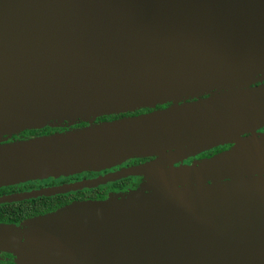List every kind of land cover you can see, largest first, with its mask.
<instances>
[{
  "label": "water",
  "instance_id": "1",
  "mask_svg": "<svg viewBox=\"0 0 264 264\" xmlns=\"http://www.w3.org/2000/svg\"><path fill=\"white\" fill-rule=\"evenodd\" d=\"M258 79L264 0H0V188L157 157L0 196L13 203L144 178L136 191L0 224V253L15 264H264V85L249 89ZM226 143L235 146L173 167Z\"/></svg>",
  "mask_w": 264,
  "mask_h": 264
},
{
  "label": "flooded vegetation",
  "instance_id": "2",
  "mask_svg": "<svg viewBox=\"0 0 264 264\" xmlns=\"http://www.w3.org/2000/svg\"><path fill=\"white\" fill-rule=\"evenodd\" d=\"M264 85V79H258L256 80L254 83H251L249 86V89H257L261 86ZM209 95H205L203 96L208 97ZM187 102H193V100H189ZM173 104L172 103H167L166 105H161V106H157L154 109H142L133 113H126V114H120V115H113V116H109L104 120H101V118L97 119V121L95 123H101V122H110V121H114V120H119V119H123V118H127V117H134V116H138L141 114H147L150 112H154V111H161L164 110L166 108H170L172 107ZM253 113V112H252ZM82 124V125H81ZM81 124H77L74 128H81L86 126L87 124L81 123ZM45 129H52V128H45ZM42 129V130H45ZM67 129H70L69 127L67 128H60L61 132L66 131ZM59 131V132H60ZM57 131H52L51 134L55 133ZM256 132L258 134H264V126L259 127ZM21 133L19 134V136H15L13 138V140H21L19 139L21 136ZM49 135V134H48ZM43 136V135H41ZM250 134H245L244 137H249ZM33 137H38V136H31L30 138ZM29 139V138H28ZM235 146L234 143H226L224 145H219V146H215L212 147L211 149H208L202 153H199L193 157H189L187 159H184L182 161H179L177 163H175V167L176 168H180V167H190L193 166L195 164L201 163L205 160H210L213 159L225 152L230 151L233 147ZM157 157H142V158H134V159H129L127 161H125L123 164L112 168V169H108L105 171H101V172H84L81 174H77V175H73V176H68V177H60L59 179H54V178H49L48 180H37V181H30V182H26V183H22L19 185H15V186H20L23 184H30V185H34L35 188H32L31 190H39L41 188H45V187H52V186H59V185H64V184H69V183H74V182H78V181H82V180H87V179H93V178H97L99 176H103L106 174H110V173H114L117 171H121L123 169H128V168H133V167H137L139 165L151 162L153 160H155ZM75 178V179H73ZM130 178V181L128 182V185L125 186V188L123 190L120 191H115V192H108L107 197L105 199L108 198V196L110 194H123V193H127L133 190H137L139 187H141V185L144 182V178L137 176V177H127ZM126 179V178H124ZM123 180V179H121ZM110 184V183H109ZM10 187V186H8ZM134 187H138L137 189H133ZM4 188V187H3ZM28 190V191H31ZM19 193V192H18ZM104 200V199H103ZM0 264H15V257L10 254V253H5L2 252L0 253Z\"/></svg>",
  "mask_w": 264,
  "mask_h": 264
},
{
  "label": "trees",
  "instance_id": "3",
  "mask_svg": "<svg viewBox=\"0 0 264 264\" xmlns=\"http://www.w3.org/2000/svg\"><path fill=\"white\" fill-rule=\"evenodd\" d=\"M106 118L107 117H102L101 120H104ZM51 133L52 131L50 129L25 131L21 133V137L19 139L25 140L30 138L31 136L48 135ZM129 181L130 178H126L93 189H84L50 197H38L19 202L0 204V224L3 223L19 225L27 219L53 212L61 207L71 204L74 201L103 200L107 197L108 192L123 190L125 186L128 185ZM32 188L35 187L34 185L30 184L4 187L0 188V196L18 192H25L31 190ZM134 188L137 189L138 187ZM138 189H140V187Z\"/></svg>",
  "mask_w": 264,
  "mask_h": 264
},
{
  "label": "rangeland",
  "instance_id": "4",
  "mask_svg": "<svg viewBox=\"0 0 264 264\" xmlns=\"http://www.w3.org/2000/svg\"><path fill=\"white\" fill-rule=\"evenodd\" d=\"M249 85V84H248ZM245 86L244 85H240V86H237L235 88H233L234 91H239L241 89H243ZM232 89V88H231ZM230 89V90H231ZM235 121H230L228 123H225V124H222V125H219V126H216L214 128H211V130L207 131V133H210V134H214L215 132H217V130L219 129H222V128H227L228 126L232 125ZM51 131H57L55 133H58L60 131V128H52L50 129ZM68 130V129H67ZM61 132V131H60ZM175 167V165L173 166ZM59 179V178H58ZM48 180V179H47Z\"/></svg>",
  "mask_w": 264,
  "mask_h": 264
}]
</instances>
